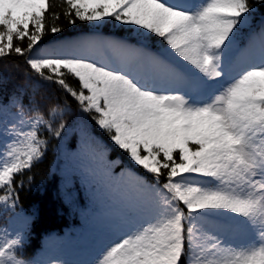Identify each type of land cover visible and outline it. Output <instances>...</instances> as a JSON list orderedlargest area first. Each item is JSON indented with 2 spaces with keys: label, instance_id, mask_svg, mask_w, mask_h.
Wrapping results in <instances>:
<instances>
[{
  "label": "snow or ice",
  "instance_id": "obj_1",
  "mask_svg": "<svg viewBox=\"0 0 264 264\" xmlns=\"http://www.w3.org/2000/svg\"><path fill=\"white\" fill-rule=\"evenodd\" d=\"M257 5L264 0H0V63L21 57L31 84L0 103V264H30L19 191L72 124L94 165L81 173L86 189L115 196L80 264H264ZM109 22L120 30L113 38L64 35V24ZM114 150L127 164L109 160Z\"/></svg>",
  "mask_w": 264,
  "mask_h": 264
},
{
  "label": "trees",
  "instance_id": "obj_2",
  "mask_svg": "<svg viewBox=\"0 0 264 264\" xmlns=\"http://www.w3.org/2000/svg\"><path fill=\"white\" fill-rule=\"evenodd\" d=\"M54 3L59 4V0H54ZM254 16L253 26L258 27L264 20V6L257 5ZM63 26L64 35L69 39L92 35L108 39L120 31L111 22L99 26L80 23L75 27ZM13 60L16 63L8 59L0 63V103H6L18 87L31 90L30 82L23 75V59L16 56ZM49 92L56 96L55 90L48 88H42L40 95L45 96ZM73 115L74 112L70 113L66 119L72 121ZM82 145L80 129L72 124L61 139H51L45 159L30 173L32 182L26 181L19 191L17 212L22 211L30 221L24 229L23 250L30 264H43L55 256L67 264H80L87 256V242L99 241L102 229L107 226L96 218L103 210L109 211L113 193L98 187L93 197L91 190L86 189L81 173L94 165L82 151ZM117 156L127 164L116 150L109 155V160H115ZM121 167L123 165L113 166L117 174L113 180H119Z\"/></svg>",
  "mask_w": 264,
  "mask_h": 264
},
{
  "label": "rangeland",
  "instance_id": "obj_3",
  "mask_svg": "<svg viewBox=\"0 0 264 264\" xmlns=\"http://www.w3.org/2000/svg\"><path fill=\"white\" fill-rule=\"evenodd\" d=\"M107 217V216H106ZM107 220H108V217H107ZM105 231H106V229H105Z\"/></svg>",
  "mask_w": 264,
  "mask_h": 264
}]
</instances>
